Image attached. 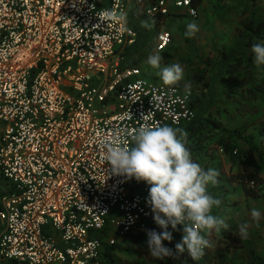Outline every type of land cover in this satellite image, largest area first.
<instances>
[{
	"label": "built area",
	"instance_id": "built-area-1",
	"mask_svg": "<svg viewBox=\"0 0 264 264\" xmlns=\"http://www.w3.org/2000/svg\"><path fill=\"white\" fill-rule=\"evenodd\" d=\"M134 13L199 10L193 0H0V264H100L104 231L112 244L155 224L149 185L112 174L106 149L130 147L144 124L192 122L196 93L143 76L128 51ZM172 43L156 32L155 51Z\"/></svg>",
	"mask_w": 264,
	"mask_h": 264
},
{
	"label": "trees",
	"instance_id": "trees-1",
	"mask_svg": "<svg viewBox=\"0 0 264 264\" xmlns=\"http://www.w3.org/2000/svg\"><path fill=\"white\" fill-rule=\"evenodd\" d=\"M204 0H193L194 6L199 8ZM131 25L138 31L137 43L133 46L131 54L140 53L141 50L149 47L158 25L159 18L134 14L130 17ZM173 34V33H172ZM240 41L231 49L223 48L221 53V65L225 75L221 76V81L226 87L234 86L236 91L231 94L229 104L218 108L212 112L202 96L197 93L193 98V105L200 115L188 123L179 127L188 133L186 147L191 151L193 159L198 163L202 156L209 151L220 150L231 162L241 169L234 171L233 167L228 175V180L232 183H241L247 196L256 200L264 197V177L260 176L254 169L258 160H261L262 153L260 147L248 141H243L244 132L254 126L256 119L254 114L260 112L259 102L264 99V68L257 69L253 63V53L248 51L254 43L264 41V18L256 20L254 18L243 21L239 27ZM192 49L193 45L189 42ZM243 73V78L239 80V74ZM208 69L202 68L196 73L195 79H182L174 86H181L193 89L197 85H209L205 81ZM195 85V86H194ZM254 182V184H251ZM180 230H173V240L171 243L164 241L165 246L175 250L176 243L182 240V226ZM162 231L155 223L149 230ZM108 231H104L102 237L105 246L100 264H124L126 257H123V248L129 242L138 258H142L145 264H213L218 254L245 250L248 254L247 264H264V256L260 255L255 248L253 238L241 239L232 229H221L220 232L206 233V238L210 241L211 247L205 250V255L199 261H193L185 253L167 257L162 261L152 258L147 250L146 231L128 233L120 236L115 234L117 241L107 243ZM215 237V239H214ZM214 242V243H213ZM128 264H141L140 262L127 259Z\"/></svg>",
	"mask_w": 264,
	"mask_h": 264
},
{
	"label": "clouds",
	"instance_id": "clouds-1",
	"mask_svg": "<svg viewBox=\"0 0 264 264\" xmlns=\"http://www.w3.org/2000/svg\"><path fill=\"white\" fill-rule=\"evenodd\" d=\"M197 31L196 24H189L185 35L191 38ZM251 51L257 69L264 68V41L254 43ZM147 63L158 70L164 85H175L183 79L182 65L165 64L158 50L148 56ZM187 137L188 133L179 127L144 124L134 131L130 147L109 145L106 149L105 159L112 174L149 185L146 203L162 231L147 230L146 244L148 253L157 261L185 253L199 261L211 247L205 234L229 227L223 218L212 214L222 202L209 193L208 186L218 183L219 172L214 168L205 170L193 159L186 147ZM251 216L257 225L264 219V213L255 208ZM179 226L183 236L173 250L164 241L171 243L169 227L180 230ZM239 236L247 239V224L239 227Z\"/></svg>",
	"mask_w": 264,
	"mask_h": 264
},
{
	"label": "rangeland",
	"instance_id": "rangeland-1",
	"mask_svg": "<svg viewBox=\"0 0 264 264\" xmlns=\"http://www.w3.org/2000/svg\"><path fill=\"white\" fill-rule=\"evenodd\" d=\"M252 18L256 20L264 18V0H205V7L196 18L187 15H183L182 18L168 16L167 21L164 24L160 23V28L157 27L156 32L166 29L173 33V45L165 53L160 54L163 55L165 64L180 63L182 65L184 69L183 79H195L197 71L202 68L208 69L205 81L210 84L194 85L193 90L202 96L212 112L222 108L225 104H229L231 94L236 91V87H226L221 81V76L225 75L223 68L219 67L222 49H231L239 43L241 39L239 27L242 26L243 21ZM193 23L197 25L198 31L189 38L185 33L187 26ZM154 40L155 34L152 42ZM189 42L193 45L192 49ZM151 45L141 50L136 56L144 69L143 76L162 82L157 74L158 70L153 69L147 63L148 56L154 52ZM133 49L131 47L129 50L132 51ZM250 50L248 49V51ZM238 76L241 80L243 73L241 72ZM258 105L260 112L253 116L256 123L244 132L243 141L253 142L259 147L263 146L264 149V99ZM197 112L200 115V111ZM262 159L264 160V158ZM198 163L205 170L214 168L219 172L218 183L208 186L209 193L222 202L219 207L213 208L212 214L223 218L229 226L228 228L232 229L238 236L239 227L242 224L248 225V232L250 233H256V229H259L260 232L261 228L257 227L261 225V222L257 225L251 216V210L255 208L264 213V198L256 200L247 196L241 183H232L228 180L232 167L234 171H239L241 168L236 164L232 166L220 150L209 151L208 154L202 156V159H199ZM262 164L263 167L259 165L258 167L264 168V162ZM260 170L264 174V169ZM262 220L264 223V219L260 221ZM122 254L123 257H126L125 262L127 263L124 264H128L127 259L145 264L142 258L136 256L129 242L124 244ZM247 259L248 254L245 250L234 249L232 252L218 254L213 264H247Z\"/></svg>",
	"mask_w": 264,
	"mask_h": 264
},
{
	"label": "crops",
	"instance_id": "crops-1",
	"mask_svg": "<svg viewBox=\"0 0 264 264\" xmlns=\"http://www.w3.org/2000/svg\"><path fill=\"white\" fill-rule=\"evenodd\" d=\"M204 7H205V0L203 1V3H202V5L198 8V10H199V12H201V11H203V9H204ZM134 14H140V13H134ZM133 14V15H134ZM140 15H144V14H140ZM199 15V14H198ZM145 16V15H144ZM170 16H175V17H180V18H182L183 17V15L182 14H174V13H172ZM160 20V23L162 22V20H166L167 21V17H165L164 19H159ZM129 23H130V19H129ZM131 24V23H130ZM160 24L158 25V28H160ZM156 31H157V29H156ZM154 34H156V32L154 33ZM173 41H174V35H173ZM154 42H155V40L153 41V43H152V47L154 48ZM172 45H173V43H172ZM171 45V46H172ZM155 51V50H154ZM139 53H136V54H134V58H138L136 55H138ZM138 60V62H139V59H137ZM140 63V62H139ZM260 151H261V153H262V158H264V149H263V146H261L260 147ZM261 158V160H258L257 162L258 163H256L257 165H255L254 167H251V168H248V166H247V168L246 169H254V170H256L257 172H258V174L260 175V176H262V177H264V174H262L260 171V169H264V168H259L258 167V165L259 166H261V167H263V162H264V160ZM264 198V197H263ZM249 222V224H250V221H248ZM261 222V225L260 226H258L257 228H261V231L259 232V229H256V233H250V232H248V237L247 238H253L254 239V241H255V248H256V250H257V252L260 254V255H262V256H264V223H263V220L262 221H260Z\"/></svg>",
	"mask_w": 264,
	"mask_h": 264
}]
</instances>
